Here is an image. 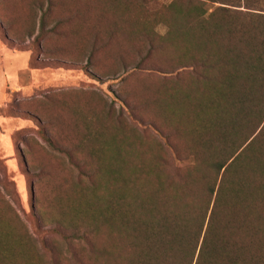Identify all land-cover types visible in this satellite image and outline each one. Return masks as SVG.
I'll return each instance as SVG.
<instances>
[{
    "label": "rangeland",
    "instance_id": "1",
    "mask_svg": "<svg viewBox=\"0 0 264 264\" xmlns=\"http://www.w3.org/2000/svg\"><path fill=\"white\" fill-rule=\"evenodd\" d=\"M220 5L0 0V264H129L142 247L131 218L211 199L215 165L264 121L221 131L225 115L209 110L215 85L189 67L197 20L182 13ZM237 174L244 187L228 231L242 237L233 223L246 224L264 264L261 177L253 165Z\"/></svg>",
    "mask_w": 264,
    "mask_h": 264
},
{
    "label": "trees",
    "instance_id": "2",
    "mask_svg": "<svg viewBox=\"0 0 264 264\" xmlns=\"http://www.w3.org/2000/svg\"><path fill=\"white\" fill-rule=\"evenodd\" d=\"M210 1L222 5L213 7L205 15L198 6H190L182 13L197 20L193 39L195 52L190 55L192 63L189 67L199 70V77L215 85V97L210 101L209 110L214 114H224V117L217 118V126L221 131L227 126L232 129L231 135H235L237 120L244 122L242 125L246 128L251 119L256 118L259 123L264 119V2L252 0L248 4V0H243L249 6H243L244 8L260 11L251 13L230 9L236 6V0ZM216 38L224 39L225 42L219 44ZM222 100L226 104L221 107ZM230 111L233 112L229 114ZM262 131L264 121L257 134L227 164H214L217 170H221V174L217 184L206 186L207 195L212 202L208 198L197 208L194 205V209L190 211H186L185 205H182L175 212L168 209L149 211L144 220L143 217L141 220L138 217L130 219L133 220V247L137 246V239L142 244L135 257L130 259L131 264L260 262L247 241V225L243 222L241 225L233 223L242 237H231L228 230L229 213L239 202L244 187L243 178L240 174L234 176V170L253 165L261 177L257 191L264 190ZM209 203L207 219L203 225ZM124 220L126 223L130 221H126V218ZM139 221L144 227L140 232H135L134 224H139ZM125 222L121 221L126 225Z\"/></svg>",
    "mask_w": 264,
    "mask_h": 264
}]
</instances>
